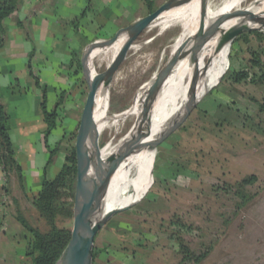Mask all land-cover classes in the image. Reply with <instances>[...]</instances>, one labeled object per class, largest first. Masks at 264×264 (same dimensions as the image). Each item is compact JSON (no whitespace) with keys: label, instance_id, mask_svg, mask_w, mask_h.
<instances>
[{"label":"rangeland","instance_id":"374dc122","mask_svg":"<svg viewBox=\"0 0 264 264\" xmlns=\"http://www.w3.org/2000/svg\"><path fill=\"white\" fill-rule=\"evenodd\" d=\"M163 1L155 0L154 6ZM153 26L130 49L109 87V98L108 92L102 96L105 108L97 123L108 127L100 145L127 134L134 118L125 119L124 113L136 106L137 96L169 59L166 50L179 27L160 33V27ZM238 44L229 50L228 68L221 79L185 123L159 145L148 192L98 231L94 248L103 249L98 263L182 264L179 244L184 242L202 257L189 264H240V259L253 258L251 264H264V256L259 257L264 245V112L258 105L264 86L230 78L232 69L250 75L258 71L250 59L264 41L250 34L248 42L241 39ZM83 84L79 113L88 92ZM115 114L120 118L109 119ZM79 122L80 117L73 132L78 131ZM251 175L256 180L241 186V180ZM33 220L35 226L48 230L40 216ZM58 225L72 229L74 217H60Z\"/></svg>","mask_w":264,"mask_h":264},{"label":"crops","instance_id":"0c3cea01","mask_svg":"<svg viewBox=\"0 0 264 264\" xmlns=\"http://www.w3.org/2000/svg\"><path fill=\"white\" fill-rule=\"evenodd\" d=\"M149 1L155 0H18V8L3 20L0 101L9 114L23 185L15 175L8 182L0 165V264H27L30 259L26 255L29 233L17 216L22 214L35 225L38 211L29 197L37 195L43 178L55 177L65 161L63 136L77 127L84 101L85 86L82 76L75 74L76 60L92 40L111 37L148 14ZM43 88L49 105L58 91L67 93L63 120L47 138ZM58 145L50 160L51 150ZM259 255L264 256V245ZM253 259L239 263L251 264Z\"/></svg>","mask_w":264,"mask_h":264},{"label":"water","instance_id":"95a60500","mask_svg":"<svg viewBox=\"0 0 264 264\" xmlns=\"http://www.w3.org/2000/svg\"><path fill=\"white\" fill-rule=\"evenodd\" d=\"M187 1L189 0H166L152 12L120 28L113 36L94 39L85 46L81 56V65L82 76L87 84L88 92L82 109L75 141L77 178L73 215L74 225L71 238L55 264H93L94 244L98 231L114 214L127 210L137 203L135 202L128 206L108 211L98 219L94 226L88 225V214L98 209L101 205L107 193L112 176L121 163L129 155L147 146L158 153L159 145L185 123L193 109L203 97H198V87L196 85L197 78L201 74L198 69L199 55L207 42L219 33L220 40L218 43V50H220L226 45L232 44L234 40L243 33L254 30H264V19H259V16L254 13L248 14L245 21H241L229 29H222L221 27L224 14L219 17V22L214 21L206 26L205 21L208 14L209 0H200L199 29L195 35L188 37L187 40L180 45L174 55H172V58L168 59L165 66L159 70L160 72L157 78L147 89L145 103L142 108L141 125L148 121L151 110L160 92L164 88L168 78L173 74L178 63L184 58L189 57L191 63L195 65V74L192 81L191 93L186 104L182 110L169 121L162 132L151 141L147 140L148 136L141 134V125H139L137 131L123 143L108 163L101 170L96 171V159L101 145L95 130L96 118L94 111L99 90L104 89L108 91L109 98V87L126 60L135 41L145 30L156 23V20L162 14ZM121 38H124V43L113 58L111 64L103 71L94 74L93 52L96 49L109 48ZM124 111L120 112V114ZM115 116L116 114L114 116H109V119L120 118ZM153 171L154 167L151 172L152 177H154Z\"/></svg>","mask_w":264,"mask_h":264},{"label":"bare ground","instance_id":"6f19581e","mask_svg":"<svg viewBox=\"0 0 264 264\" xmlns=\"http://www.w3.org/2000/svg\"><path fill=\"white\" fill-rule=\"evenodd\" d=\"M199 7L200 0H189L165 12L153 24V27H160V33H165L175 27H179V31L166 50V52L168 51L169 59L172 58V55H174L188 37L197 33L200 26ZM250 13L256 14L259 16V19H264V0H209L205 23L208 26L214 21L219 22V17L224 14L221 27L222 29H229L241 21H245ZM219 40L220 34L218 33L207 42L200 52L198 69L201 74L197 78L196 85L198 87L199 98L216 85L228 68V54H230L229 50L231 51L232 44L230 43L218 50ZM123 43L124 38H121L113 46L106 49H96L93 52L94 74L99 72V68L102 66H105L106 69L111 64ZM132 47L134 48V45ZM157 73L158 71L153 75L151 80L149 79L150 81L148 80L149 83L146 85L145 91L137 96L136 106L124 113L127 116L125 119L128 117L134 118V122L127 134L119 139L111 138L104 145L100 146L96 159V171L101 170L108 163L123 143L141 125L142 108L145 103L147 89L157 78ZM194 74L195 65L191 63L189 57L184 58L178 63L173 74L168 78L164 88L160 92L148 121L141 125V134L148 136V141L156 138L169 121L182 110L190 96ZM107 92L104 89L99 90L94 111L96 118L95 130L99 142L108 127V124L100 125L97 123L98 115L105 108L102 96L106 95ZM186 95L187 97H185ZM156 158L157 152L148 146L129 155L113 174L107 193L99 208L88 214V225L94 226L98 219L108 211L140 201L153 183L154 177H152L151 172Z\"/></svg>","mask_w":264,"mask_h":264},{"label":"trees","instance_id":"16d2710c","mask_svg":"<svg viewBox=\"0 0 264 264\" xmlns=\"http://www.w3.org/2000/svg\"><path fill=\"white\" fill-rule=\"evenodd\" d=\"M148 4L149 13L156 9L152 1H149ZM17 8L18 0H0V32L4 30L3 20ZM250 34H255L260 42L264 41V33L262 31L254 30L246 32L234 40L232 50L234 51L237 45L239 47L238 43L241 39L248 42ZM76 62L77 69L75 74L82 76L81 59L78 58ZM250 63L254 69L258 70L254 75H250L247 71L232 69L230 78L236 83L250 80L253 83H259L264 86V45H262L260 51L252 52ZM82 80L86 84L84 78ZM56 97L53 105H49L46 88H43L42 110L46 122L44 131L46 138L63 120L62 109L67 93L63 90L58 91ZM258 105L259 109L264 112V97L258 102ZM76 135L77 131L65 132L63 139L66 144V156L63 166L55 177L51 179L44 177L38 194L29 197V201L37 209L40 218L46 221L49 227L48 230H41L39 227L30 223L22 214H18L17 216L22 225L27 229L30 237L26 251V255L30 257L29 264H55L71 238L72 229L60 227L58 220L60 217L69 218L74 215L75 185L77 178V156L74 142ZM59 149L60 146L51 150L50 160L55 151ZM0 165L5 172L8 182L10 177L15 175L23 185L22 167L16 158L14 143L10 135L9 114L1 101ZM256 178V175H251L250 177L242 179L241 186L253 183ZM177 221L181 222L180 219ZM179 248L183 256L182 264H189L192 261L199 262L202 258L201 256H197L184 242H180ZM102 250V248L95 246L93 264H106L100 261L98 263L97 256Z\"/></svg>","mask_w":264,"mask_h":264}]
</instances>
